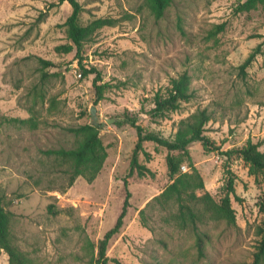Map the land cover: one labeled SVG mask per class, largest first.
I'll return each instance as SVG.
<instances>
[{
	"label": "rangeland",
	"instance_id": "1",
	"mask_svg": "<svg viewBox=\"0 0 264 264\" xmlns=\"http://www.w3.org/2000/svg\"><path fill=\"white\" fill-rule=\"evenodd\" d=\"M79 2L82 24L99 17L115 24L98 29L78 55L65 24L69 2L0 0V188L13 242L28 264H102L101 241L127 201L123 226L107 245L108 264H252L264 223V170L223 153L250 140L264 150V0H172L162 17L150 0ZM80 57L101 72L100 99L96 73L83 76ZM184 72L195 96L154 115L156 94ZM93 105L108 156L95 180L79 176L70 185L68 168L49 151L76 143L68 127L91 123ZM205 107L213 113L209 142L192 143L189 157L217 202L233 182L236 224L198 223L209 235L201 254L194 230L174 217L177 204L153 200L171 183L168 150L146 141L137 158L148 170L131 172L138 134L127 117L173 139L179 121ZM175 154L190 171L188 155ZM0 264H10L3 249Z\"/></svg>",
	"mask_w": 264,
	"mask_h": 264
},
{
	"label": "trees",
	"instance_id": "2",
	"mask_svg": "<svg viewBox=\"0 0 264 264\" xmlns=\"http://www.w3.org/2000/svg\"><path fill=\"white\" fill-rule=\"evenodd\" d=\"M69 2L73 10L66 20L68 26L69 38L77 48V54H81L83 44L91 40L96 31L107 25H114L115 19L107 17H99L91 20L87 24L80 22V12L82 4L79 0H60V2ZM172 0H150L153 11L157 17H162ZM66 52L70 51L72 46H67ZM256 56L255 51L252 52L241 65V71L246 74L245 69L251 64ZM83 58H79V68L83 76L96 73L94 77V86L97 92V99H100L104 92V85L101 83V72L95 68H87L83 64ZM43 66H49L51 63L42 60ZM195 96V91L191 85V76L188 72L182 73L179 77L172 79L171 87L164 93H157L155 96V107L152 109L154 115H164L167 111L177 110L181 107L182 102L188 101ZM128 121L136 128L138 141L134 150L132 169L138 168V172L143 175L148 170L144 165L138 163L137 155L143 149L146 141L155 142L168 150L167 166L171 183L157 196L154 201L159 202L164 207L171 203L177 204V210L174 213L175 219L183 226L190 227L197 235L196 243L199 252L204 253V242L208 239V234L201 231L198 223L208 218L225 219L228 223L236 224L235 209L232 207L230 194H235L233 182L230 181L229 192L222 202H217L209 191L206 190L205 181L198 170L194 166L191 157H189V146L194 142H203L208 144L209 139L204 135L205 127L213 118V113L208 109L199 108L188 117L181 119L174 138H166L154 131H145L138 124L135 117H127ZM100 124L94 125L92 122L68 127L69 131L77 137L76 143L70 147H60L49 151L54 154L60 161V164L66 166L70 179L69 184L72 185L77 177L83 176L89 181L97 178L101 172L103 165L107 159L108 153L105 145L100 138ZM260 142L248 141L247 145L236 149L226 151L223 154L228 156L232 152H236L247 163L250 164L253 172L264 170V150L260 148ZM186 153L190 163V171L183 172L181 170L182 159L175 152ZM202 191V194H198ZM5 193L0 188V249H3L9 257L10 264H28L25 252L19 248L12 239L10 231L11 213L5 207ZM127 211V201L123 211L113 228L106 234L100 245V262L108 264V257L105 256L106 249L110 238L114 233L118 232L123 226L124 217ZM258 234L261 236L257 244V250L254 253L252 264H264V223L259 227ZM119 264H122L119 262ZM170 264V263H155Z\"/></svg>",
	"mask_w": 264,
	"mask_h": 264
},
{
	"label": "water",
	"instance_id": "3",
	"mask_svg": "<svg viewBox=\"0 0 264 264\" xmlns=\"http://www.w3.org/2000/svg\"><path fill=\"white\" fill-rule=\"evenodd\" d=\"M98 108H97V105H93L91 108H90V111H91V117H92V124L94 125H97L99 122V115H98V112H97Z\"/></svg>",
	"mask_w": 264,
	"mask_h": 264
}]
</instances>
